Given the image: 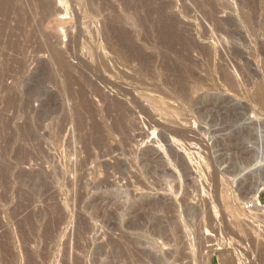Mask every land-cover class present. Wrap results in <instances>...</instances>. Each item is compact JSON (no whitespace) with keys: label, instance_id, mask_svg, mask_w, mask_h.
Here are the masks:
<instances>
[{"label":"rangeland","instance_id":"rangeland-1","mask_svg":"<svg viewBox=\"0 0 264 264\" xmlns=\"http://www.w3.org/2000/svg\"><path fill=\"white\" fill-rule=\"evenodd\" d=\"M259 160L264 0H0V264H264Z\"/></svg>","mask_w":264,"mask_h":264},{"label":"bare ground","instance_id":"bare-ground-1","mask_svg":"<svg viewBox=\"0 0 264 264\" xmlns=\"http://www.w3.org/2000/svg\"><path fill=\"white\" fill-rule=\"evenodd\" d=\"M4 1V0H3ZM7 1H9V0H7ZM11 2V1H10ZM195 2V1H194ZM199 2V1H198ZM6 3V2H5ZM193 3V2H192ZM201 3V2H200ZM8 4V3H7ZM201 5V4H200ZM202 8V7H201ZM207 10V9H206ZM210 14V13H209ZM149 24H150V22H149ZM168 26V25H167ZM172 26H173V24H172ZM161 27V26H160ZM159 27V28H160ZM170 27H171V25H170ZM169 27V28H170ZM172 28V27H171ZM169 30V29H168ZM158 32V31H157ZM162 32V31H161ZM164 32H165V30H164ZM172 32V31H171ZM171 32H169V33H171ZM174 32H176V31H174ZM168 33V34H169ZM174 34V33H173ZM181 34V33H180ZM165 35V34H164ZM178 35V34H177ZM166 36V35H165ZM172 36V35H171ZM174 36H176V35H174ZM168 37V36H167ZM181 37V36H180ZM174 38V37H173ZM166 39V38H165ZM176 39H177V37H176ZM180 39V38H179ZM181 39H183L182 37H181ZM173 40V39H172ZM175 40V39H174ZM161 41V40H160ZM170 41H171V38H170ZM176 41V40H175ZM174 41V42H175ZM178 41V40H177ZM181 41V40H180ZM183 41H184V39H183ZM172 42V41H171ZM173 42V43H174ZM179 42V41H178ZM185 42V41H184ZM164 43V42H163ZM188 44V43H187ZM187 44H183V45H187ZM189 44H190V42H189ZM188 44V45H189ZM166 45V44H165ZM169 45V44H168ZM172 45V44H171ZM175 45V44H174ZM178 45H180V44H178ZM167 47V46H166ZM169 47V46H168ZM193 46H191L190 47V45H189V49H190V51H192L191 49H193L192 48ZM185 48V47H184ZM187 48V49H188ZM199 49V48H198ZM171 50V49H170ZM197 50V49H196ZM194 51V50H193ZM102 52V51H101ZM99 52L100 54V60H101V62H102V64H104V66L106 67V69L109 71V72H111L113 75H115V76H118V77H123V71H121V69L120 68H122V64H121V59H120V57H119V55L116 53V52H113V51H109V53H106L107 52V50H106V52ZM98 55V56H99ZM188 59V58H187ZM188 62V61H187ZM189 64V63H188ZM185 66V65H184ZM194 66V65H193ZM183 69V68H182ZM190 71V70H189ZM226 72V71H225ZM181 73H184V72H182L181 71ZM228 74V73H227ZM190 76V75H189ZM198 88V87H197ZM200 90V89H199ZM198 90V91H199ZM197 94V93H196ZM205 98V97H204ZM207 98V97H206ZM180 100V99H179ZM178 100V101H179ZM177 101V102H178ZM182 101H184V100H182ZM185 102V101H184ZM210 102V101H209ZM180 103V102H179ZM179 103H177V104H179ZM183 103V102H182ZM207 103V102H206ZM211 103V102H210ZM209 104V103H208ZM185 105V104H184ZM187 105V104H186ZM212 105V104H211ZM176 107V106H175ZM179 107V106H178ZM183 108V107H182ZM185 108V107H184ZM207 109V108H206ZM231 110V109H230ZM182 111V110H181ZM184 112H186L187 113V111H185L184 110ZM183 114V113H182ZM180 116V115H179ZM186 116V115H185ZM186 119V118H185ZM184 120V119H183ZM182 120V121H183ZM191 124V123H190ZM187 134V133H186ZM185 135V134H184ZM232 135V134H231ZM231 135H230V137H231ZM234 135V134H233ZM196 136V135H195ZM183 137V136H182ZM197 137V136H196ZM190 138H192V137H190ZM237 138H238V136H237ZM193 139V138H192ZM230 139V138H229ZM234 139V138H233ZM236 140V139H235ZM234 140V141H235ZM188 141V140H187ZM191 141V140H190ZM195 141V140H194ZM197 141V140H196ZM202 141V140H201ZM218 142V141H217ZM231 142V141H230ZM217 144V143H216ZM232 144V143H231ZM234 144V143H233ZM235 147V146H234ZM238 147V146H237ZM236 147V148H237ZM239 149V148H238ZM254 162H255V160H253ZM218 162V161H217ZM251 162V161H250ZM222 163V162H221ZM211 167V166H210ZM252 167H254V168H256L257 169V171H256V169L254 170V179H256L255 180V182L253 183V184H248L249 186H246L247 188L245 189V192H246V194L248 195V198H249V200L251 201V203H253V205L254 206H256L257 204H258V200H257V196H258V194H259V192L260 191H262V190H264V172L263 173H261V171L259 170L260 168H263V170H264V161H262V160H259V161H257L256 163H255V165L254 166H251V168ZM204 168V167H203ZM247 168H249V166L247 167ZM250 168V169H251ZM211 169V168H210ZM204 170V169H203ZM234 169H233V167H231V170H230V167L228 168V170H227V172H230L231 173V171H233ZM251 170H253V169H251ZM244 172V171H243ZM210 173H212V171L210 172ZM251 173V172H250ZM259 173V174H258ZM198 174V173H197ZM214 174V173H213ZM235 174V172L233 171L232 173H231V175H234ZM238 175H239V173H237ZM252 174V173H251ZM210 175V174H209ZM205 176V175H204ZM203 176V177H204ZM211 176V175H210ZM236 176V175H235ZM240 176V175H239ZM241 176H243V178L242 179H239L238 177V179L236 180V183L238 184V185H243L244 183L246 184L251 178H250V176H249V178H248V176H244V175H241ZM236 178V177H235ZM205 179V178H204ZM213 179H217V178H213ZM235 180V179H234ZM202 181V180H201ZM200 181V182H201ZM213 181V180H212ZM219 181H220V179H219ZM203 182V181H202ZM209 182V181H208ZM216 182V181H215ZM218 182V181H217ZM227 182V181H226ZM225 182V183H226ZM233 182H235V181H233ZM212 183V182H211ZM221 183H223V182H221ZM200 184V183H199ZM236 184V185H237ZM142 185H144L143 183H141V187H142ZM202 185V184H201ZM214 185V184H213ZM216 185H218V183L216 184ZM227 185V184H226ZM238 185H237V187H238ZM206 186V185H205ZM219 187H220V185H218ZM197 187H199V186H197ZM217 187V186H216ZM218 187V188H219ZM237 187H236V190H237ZM242 187V186H241ZM140 188V187H139ZM144 188H146L145 187V185L143 186V189ZM201 188V187H200ZM224 188H225V186H224ZM223 188V189H224ZM235 188V187H234ZM161 189V188H160ZM201 189H203V188H201ZM241 189V188H240ZM146 190V189H145ZM196 190V189H195ZM218 190V189H217ZM163 191V190H162ZM202 191V190H201ZM220 191V190H219ZM238 191V190H237ZM198 192H200V191H198ZM206 192V191H205ZM234 192V191H233ZM232 192V193H233ZM196 193V192H195ZM131 194V193H130ZM129 194V198H131L130 195ZM176 194V193H175ZM198 194V193H197ZM201 194V193H200ZM141 195V194H140ZM139 195V196H140ZM189 195V194H188ZM232 195V194H231ZM235 195V194H234ZM237 195V194H236ZM144 196V195H143ZM173 196V195H172ZM187 196V195H186ZM199 196V195H198ZM147 197V196H146ZM207 197V196H206ZM136 198V197H135ZM143 198V197H142ZM163 198V197H162ZM180 198H181V196H180ZM190 198V197H189ZM132 199V202H130L129 203V205H127V207H126V214L127 215H129V216H131V221L128 223V225L130 224L132 227L134 226V227H136V226H147V225H149V224H152L153 226L155 225V226H157L162 220L164 221H168L169 222V220H170V218L168 217V215H170L171 213H172V211H174V212H176L174 209H176V204L175 203H177V202H181V204L184 202V201H186L185 200V198H183V196H182V199H179L177 202L175 201V202H173V200L174 199H172V200H163V199H159L158 198V200H148V198L147 199H141V196H140V199H139V197H138V199L139 200H137V201H135V199H133V197L131 198ZM131 199H129V200H131ZM150 199V198H149ZM156 199V198H155ZM165 199V198H164ZM203 199V198H202ZM181 200V201H180ZM203 202V201H202ZM249 202V201H248ZM209 204V203H208ZM178 205V204H177ZM252 205V206H253ZM206 206V205H205ZM180 207V206H179ZM204 208V207H203ZM256 208V207H255ZM207 211V210H206ZM178 212V211H177ZM173 214V213H172ZM171 214V215H172ZM171 215H170V217H171ZM172 218V217H171ZM205 219V218H204ZM210 221H212V220H210ZM182 222V221H181ZM170 223V222H169ZM187 223V222H186ZM205 223V222H204ZM209 223H211V222H209ZM181 224H183L184 225V223L182 222ZM206 224V223H205ZM204 224V225H205ZM177 225H179V224H177ZM181 227V226H180ZM183 227V226H182ZM181 227V228H182ZM184 227H185V225H184ZM207 227V226H206ZM145 228V227H144ZM189 228V227H188ZM204 228V227H203ZM208 228V227H207ZM206 228V229H207ZM264 236V235H263ZM219 237V236H218ZM220 238V237H219ZM218 240V239H217Z\"/></svg>","mask_w":264,"mask_h":264}]
</instances>
